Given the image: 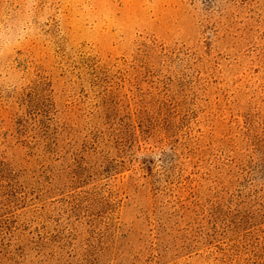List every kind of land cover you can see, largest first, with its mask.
<instances>
[{
    "label": "rangeland",
    "instance_id": "obj_1",
    "mask_svg": "<svg viewBox=\"0 0 264 264\" xmlns=\"http://www.w3.org/2000/svg\"><path fill=\"white\" fill-rule=\"evenodd\" d=\"M0 264H264V0H0Z\"/></svg>",
    "mask_w": 264,
    "mask_h": 264
}]
</instances>
